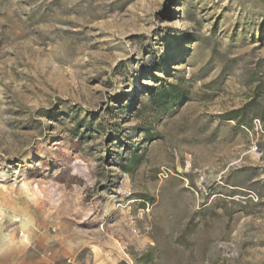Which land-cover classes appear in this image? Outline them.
<instances>
[{
	"label": "rangeland",
	"instance_id": "374dc122",
	"mask_svg": "<svg viewBox=\"0 0 264 264\" xmlns=\"http://www.w3.org/2000/svg\"><path fill=\"white\" fill-rule=\"evenodd\" d=\"M9 243L264 264V0H0Z\"/></svg>",
	"mask_w": 264,
	"mask_h": 264
},
{
	"label": "crops",
	"instance_id": "0c3cea01",
	"mask_svg": "<svg viewBox=\"0 0 264 264\" xmlns=\"http://www.w3.org/2000/svg\"><path fill=\"white\" fill-rule=\"evenodd\" d=\"M67 253H37L26 251L17 244L9 243V246L0 248V264H66ZM93 264H99L94 262Z\"/></svg>",
	"mask_w": 264,
	"mask_h": 264
},
{
	"label": "built area",
	"instance_id": "2783aa9c",
	"mask_svg": "<svg viewBox=\"0 0 264 264\" xmlns=\"http://www.w3.org/2000/svg\"><path fill=\"white\" fill-rule=\"evenodd\" d=\"M21 235H23V233H21ZM66 262H67V264H74V261H73V258L72 257H68L66 259Z\"/></svg>",
	"mask_w": 264,
	"mask_h": 264
}]
</instances>
